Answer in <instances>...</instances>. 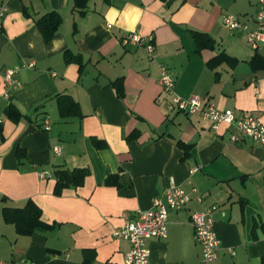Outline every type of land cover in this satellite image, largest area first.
Masks as SVG:
<instances>
[{"label":"crops","instance_id":"crops-1","mask_svg":"<svg viewBox=\"0 0 264 264\" xmlns=\"http://www.w3.org/2000/svg\"><path fill=\"white\" fill-rule=\"evenodd\" d=\"M75 1L0 0V264H124L123 213L150 209L172 184L191 200L170 211L165 240L148 242L149 264H207L190 219L212 207L214 264H264V144L231 142L230 128L176 110L159 83L163 65L180 97L264 123V44L254 51L223 24L232 14L254 28L259 0H89L83 13ZM50 13L62 22L47 42L37 21ZM194 32L214 47L199 51ZM134 33L153 38L152 57L146 41L123 45ZM222 53L237 62L210 67ZM60 96L76 105L64 115ZM75 168L89 169L84 184L56 195L55 172ZM29 201L48 228L21 235L3 209Z\"/></svg>","mask_w":264,"mask_h":264},{"label":"built area","instance_id":"built-area-1","mask_svg":"<svg viewBox=\"0 0 264 264\" xmlns=\"http://www.w3.org/2000/svg\"><path fill=\"white\" fill-rule=\"evenodd\" d=\"M260 9L254 17L255 27L251 28L249 21L227 14L223 17V24L232 31H243L247 42L252 50L256 51L264 44V0H259ZM5 9L0 11V29ZM146 41V48L149 54L153 55L155 47L153 38L146 40L138 34H129L123 38L124 46H139ZM161 76L159 83L167 95L173 99L174 108L187 115H200L209 122L215 131L223 127L231 129L230 140L233 143H240L246 139L254 140L264 144V123L254 114L237 117L231 111L218 109L212 100L203 99L199 96L183 98L176 94L175 78L168 68L161 65ZM13 71H7L5 81L13 82ZM46 130L50 129L48 123ZM56 155H62L63 149L60 146L53 147ZM191 200L188 192L179 185L172 184L165 192L164 197L156 198L148 210H138L135 214L125 212L122 215L123 225L115 230L114 237L127 241L130 249L125 255L124 264H149L150 250L148 242L152 239L165 240L168 237V224L170 211L183 209ZM215 207L204 212L194 213L190 222L195 231V238L201 247L203 261L207 264H214L218 259L220 240L214 230V219L212 213ZM22 264H35L30 261H23Z\"/></svg>","mask_w":264,"mask_h":264},{"label":"trees","instance_id":"trees-1","mask_svg":"<svg viewBox=\"0 0 264 264\" xmlns=\"http://www.w3.org/2000/svg\"><path fill=\"white\" fill-rule=\"evenodd\" d=\"M89 0H76L75 1V9L80 12H85L84 10L88 6ZM62 22V18L58 13H50L48 15L43 16L37 21V25L40 31L43 33L45 40L50 41L55 33L57 32L60 24ZM194 39L197 44L198 50H202L208 47H214L215 40L210 37L208 34L194 32ZM223 60L230 61L231 63H236L235 59L228 57L226 54L222 53L217 58L213 59L209 65L212 68L218 66ZM260 58H256L254 63L260 62ZM67 61H73L72 58L67 56ZM253 63V66H254ZM256 65V64H255ZM69 105L76 106L73 100L69 96H60L59 97V107L63 113L68 110ZM65 112V113H64ZM6 116L14 123L20 122L23 118V114L19 111V109L13 104H9L6 109ZM136 137V133H133L130 138ZM17 155L19 159L22 155V150L18 149ZM90 171L88 168H75L72 170H57L55 172L56 178V187L55 194L61 195L62 192L70 187H80L84 184L85 179L89 176ZM3 216L6 222L14 224L18 234L21 235H31L37 230H45L47 229V225H45L42 220V211L40 208L29 201L25 207L23 208H10L5 207L3 209ZM83 264H94L89 260H85Z\"/></svg>","mask_w":264,"mask_h":264}]
</instances>
